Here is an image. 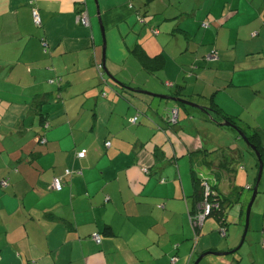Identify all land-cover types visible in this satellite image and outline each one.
I'll return each instance as SVG.
<instances>
[{
	"label": "crops",
	"instance_id": "0c3cea01",
	"mask_svg": "<svg viewBox=\"0 0 264 264\" xmlns=\"http://www.w3.org/2000/svg\"><path fill=\"white\" fill-rule=\"evenodd\" d=\"M98 3L103 49L92 0H0V181H8L7 187L0 186V264H169L175 255L174 264H193L206 252L229 253L241 240L246 200H238L230 235L228 224L223 238L215 220L205 218L194 245L197 235L187 221L192 185L179 176L177 161L188 157L190 171L201 161L194 152L232 144L240 152L235 165L245 161L233 183L252 191L256 177L244 173L251 160L240 140L231 132L222 134V126L199 109L167 100L133 97L131 103L143 112L139 115L114 95L121 87L111 77L125 87L159 95L180 85L182 98L201 107L212 99L240 125L264 129L249 119L259 110L230 92L253 78H243L250 72L247 55L264 52V0ZM33 8L40 26L33 23ZM81 12L87 13L89 25L77 23ZM238 40L256 45V50L237 51ZM135 44L150 56H166L160 75H148L131 61L129 50ZM212 51L219 59L209 62L204 56ZM57 77L60 86L48 83ZM58 87L62 102L57 103ZM44 92H51L52 100L41 108L45 116L40 119L32 102ZM174 107L179 120L170 127L166 118ZM41 134L43 144L38 143ZM218 134L228 135L224 141L229 143L219 142ZM81 149L86 155L78 159ZM67 169L72 174L56 192L52 179ZM224 183L223 191L226 179ZM260 194L251 212L258 232L249 247L230 260L223 259L229 254L209 255L214 258L205 264H264V242L263 251L256 245L264 240V190ZM107 226L113 236L103 234ZM95 233L101 235L99 244L91 238Z\"/></svg>",
	"mask_w": 264,
	"mask_h": 264
},
{
	"label": "trees",
	"instance_id": "16d2710c",
	"mask_svg": "<svg viewBox=\"0 0 264 264\" xmlns=\"http://www.w3.org/2000/svg\"><path fill=\"white\" fill-rule=\"evenodd\" d=\"M207 27H203V28H207ZM129 53H130L131 57L133 59H135L136 62L139 64L140 69L148 75L158 76L165 69L166 56L162 53H157L155 55L150 56L144 51V49L139 44H135L132 47V49L129 50ZM211 53H215L217 55L216 60L207 59V55H205L204 58L206 60H208L209 62L210 61H217L219 59L217 52L212 51ZM211 53H209V54H211ZM97 69H98V72L101 76L102 83L104 85L107 84L105 82L103 76H102V73L100 72L101 70L99 68H97ZM48 83L49 84H54V83L56 84L57 83L58 86H60V78L57 77L55 79H51V80H49ZM117 86L121 87V89L118 92L113 91L114 95L125 100L127 102L128 106L132 108V110L139 112V115H143V112L138 110V108L134 107L133 104L131 103L132 98L133 97H135V98L143 97V98L151 99L153 97H150V96H147V95H144V94L137 92L136 90L139 91L140 87H137L135 89L131 88L134 90V91H131V90L127 89L130 87H125L124 85H121V86L117 85ZM166 87L172 88L173 85L166 83ZM181 89H182V86L175 85V87L173 89L169 90L170 92L167 96L184 99V98H182L183 95H182ZM60 93H61V89L58 87V93L55 96V102H57V103L59 101H61V100H59L60 99L59 98ZM51 96H52L51 92H44V93L36 95V97L34 98V100L32 102V107L38 112L37 114H38L40 119L45 116L41 113L42 112L41 108L43 106H45L47 103H49L50 100H52ZM154 99H156V101L157 100H159V101H162V100L166 101L167 100V101L173 103L174 106H181L185 109L192 108L190 106H185L181 103H178V102H175V101H172L169 99H158V98H154ZM184 100H186V99H184ZM187 101H189V100H187ZM208 102H209V106L203 107L204 109L207 110L208 113H204V114H206L207 117H209L213 122L217 123L218 125H221L222 127H227V126H223L222 124H220V121L221 122L222 121L223 122L228 121V122L234 124L237 127V129L239 131H241L246 136L248 142L250 144H253L256 147V150L259 152L261 160L264 164V130L259 131V130L249 129L248 127L242 126L239 123H237V121H235L234 119L225 115L212 99H209ZM174 110L176 111L178 109L175 107H174V109L171 108L168 110V113H167L166 124L169 125L170 127L176 125V123L179 120L177 117L175 122L172 121ZM146 111H147V109H146ZM213 114H214V116H213ZM139 115L137 114L135 117L130 119V123L132 125L137 124ZM133 119H135L134 122H133ZM42 128H43V130L46 129L44 127H42ZM230 128L231 127H229V129ZM231 130H232L231 133L234 134V137L241 141L237 131H235L232 128H231ZM38 143L39 144L45 143V138H44L43 134H41L39 136ZM106 143H109V146H110V141H107ZM106 143L104 144L105 147H109L106 145ZM247 149L255 156V154L253 153V151L249 147H247ZM82 150L85 151V155H86V150L81 149L80 151H82ZM80 151H77V153H76V157L78 159H82L85 157L84 156V157L80 158L77 156V154ZM237 153H240V152H239V149H237L235 147L234 148L226 147V148H221V149L212 150V151L199 150V151H196L193 153L194 157H198L200 155L201 161L197 162V164H198L197 166H199L200 169L204 170L202 173L199 174L198 171L194 169L196 165L192 166L190 169L192 193L190 195V207L188 209V223H189L194 235L195 236L197 235L194 238V245L197 242L196 239L198 238L199 231H200V226L198 224V217H199V215H201L202 207H203L204 203H209L212 206H216V207L211 208V210H210V212L206 218L214 219L215 222L219 225V231H220V229H224L225 230V236H226V225L228 224V221H227L228 209H229V207L232 206L233 203L238 202V199H240L239 195L241 193V188L236 186L233 183L235 171H237V169L240 167V166L236 167V165H235V158H236L235 156ZM256 167L258 168V163H256ZM65 171H68V173H65ZM65 171H64V175L53 177V179L59 178L61 181V184H62V188L60 190H55L56 192L62 191V189L64 187V178L67 175L72 174L71 170L67 169ZM143 171L145 173H148V170L146 168ZM53 179H52V181H53ZM225 179L228 182L227 183L228 185H226L225 191H223L222 186L225 184L224 183ZM256 180H257V176L255 178V183H256ZM51 184H52V182H51ZM206 187H208V192L205 195ZM107 202H108V198L104 199V203H107ZM95 234L99 236V242L98 243L93 238V236ZM95 234H93L91 236V238L96 244H99L101 242V235L98 233H95ZM103 234L105 236H113L114 235L112 229L108 226L104 228ZM225 236H222V237L224 238ZM262 241L264 242V240H262ZM237 252L238 251L232 252V250H231L229 252L231 254H229V255H234ZM176 261H177L176 255L174 257L169 258V264H174V263H176Z\"/></svg>",
	"mask_w": 264,
	"mask_h": 264
},
{
	"label": "rangeland",
	"instance_id": "374dc122",
	"mask_svg": "<svg viewBox=\"0 0 264 264\" xmlns=\"http://www.w3.org/2000/svg\"><path fill=\"white\" fill-rule=\"evenodd\" d=\"M92 1H93V5H94V13H95L94 26H95L96 37H97L98 43L100 44L101 48L103 49L104 32H103V28H102L101 19H99L100 15L99 16L97 15L98 11L100 13L99 3H98V0H97V2L94 1V0H92ZM262 28L264 29L263 26H262ZM263 29H262V32H261L262 34H264V30ZM260 31H261L260 29H257L254 32H260ZM261 41H262V48L264 50V40L262 39ZM254 49L256 50V45H252V43H248V42H245L243 40H238V43L236 45V50L240 51V52L244 51V50H254ZM253 54H254V58L252 57V55H247V57L249 58V63L246 65V68L250 72H246L245 77L243 75L244 80L247 79L248 77H253V78H251L248 81H245V83H243L241 86L233 88L230 92L236 93V95L240 99H242L245 104H247L245 106H251V107L255 108L256 110H259V112H257L256 115H254L252 118H249V119L254 124H260V126L261 125L264 126V77H261V76H260V78L256 77V72L262 73L264 75V52H263V54H260V51H258V53H253ZM244 55H245V52H243L242 56H244ZM131 59H132L131 61H133V63L136 65V67H139V64L136 62V60L133 59V58H131ZM105 78H107V77L105 76ZM0 79H2V78H0ZM4 89L6 91H10V89H8V88H4ZM107 89L110 92V86H108ZM157 101H159V100H157ZM194 109H196V108H194ZM30 123H31V121H29L28 125H30ZM221 129H223V130H221L222 134H224V133L226 134V133L232 132L231 128L229 129V127H222ZM263 130L264 129H259V131H263ZM218 136L221 138V141H219V142H222V141L225 140V137L228 136V135H224L223 136L221 134H218ZM215 138L216 137H213L212 141H214ZM203 142H205L204 139H203ZM224 142H226L225 144H227V142L229 143V141H224ZM240 143H241V147L244 149L245 158L251 160L250 161L251 164L248 165V169L246 168L244 173H247L249 171V173L252 174L251 175L252 176L251 179L253 180V178L257 176V168H256L257 160H256V157L247 149L246 144L242 140L240 141ZM209 145H211V143H209ZM231 145H229L228 147L233 148ZM205 147L206 148L207 147L211 148L210 146H205ZM188 163H189L188 157H181L177 161L178 168L180 169L178 171V174H179V176L182 175L184 177V181H186V183H190V185H191L190 171L188 170L189 169V164ZM244 163H245V161L242 160V161H240V163L236 164V167H238V166L244 167L245 166ZM246 163H247V161H246ZM194 169L197 170L199 174L204 171L203 169H200L199 166H197V165L195 166ZM237 171H241V170H237ZM257 190H258V193L259 192L262 193L263 190H264V165H263V170H262V173H261V178H260ZM260 193H259V198L256 197L255 201L256 200L258 201L260 199V197H261ZM251 195H252V191L245 189V185H243V189L241 190V193L239 195V198L241 197L242 200L243 199L246 200V205H245V207L243 209L244 217H242V221H243L242 226H243L244 220H245L246 207L248 205V202L250 201ZM238 200H241V199H238ZM237 204H238V202L237 203H233L232 206L229 207V209H228L227 220H228V228H229L228 234L229 235L232 233L231 230L234 227L233 215H234V213L236 211L235 207H236ZM254 204H255V202H254ZM254 204H253V206L251 208V212H252L253 207H255ZM263 206H264V203H263ZM253 212H254V210H253ZM183 216H184V214H183ZM183 216L180 217L181 223H185V221H186L185 220L186 217L184 216L185 217L184 218ZM255 217L256 216L254 214L253 215H252V213L250 214L249 229H248L247 236L245 238V242H243L244 246H243V248H241L242 247L241 246L239 248V250H237L238 251L237 253H240L244 249L249 247L252 237L255 235V233L258 232L257 228H256V220H255L256 218ZM206 219L209 220L208 222L212 223V219L211 218H206ZM209 232L211 233V231H209ZM213 232L216 233L215 231H213ZM215 237H218V232H217V234H215ZM207 238H209V237H207ZM181 239H175V241L179 240V242H181ZM261 243H262V239L258 240L256 245H258L259 248L263 251V248L261 247ZM252 246L255 247V243H252ZM254 253H255V250H254ZM259 255H260L259 252L255 253V256H259ZM212 257L213 256H207L206 258H204V260L201 262V264H205L206 263L205 261L214 258V257L213 258ZM232 257H234V255H228L226 257H223V259L227 258L228 260H230V259H232ZM178 264H180V262Z\"/></svg>",
	"mask_w": 264,
	"mask_h": 264
},
{
	"label": "water",
	"instance_id": "95a60500",
	"mask_svg": "<svg viewBox=\"0 0 264 264\" xmlns=\"http://www.w3.org/2000/svg\"><path fill=\"white\" fill-rule=\"evenodd\" d=\"M96 1V0H95ZM112 81L116 84V85H119L121 86L122 84L117 81L115 78L111 77ZM131 91H134L133 89L131 88H127ZM137 92L141 93V94H144V95H147V96H150V97H153V98H158V99H169V100H172V101H175V102H178V103H181L185 106H190L192 108H196V109H199L200 111H202L203 113H208L206 109H204L203 107L193 103V102H190V101H187V100H184V99H181V98H175V97H171V96H167V95H159V94H155V93H151V92H148V91H142V90H136ZM178 110H176L177 112ZM222 125L223 126H227V127H231L232 129H234L235 131H237L238 135H239V138L246 144L247 147H249L253 153L255 154V156L257 157V161H258V173H257V180H256V183L255 185L253 186L252 188V195H251V198H250V201L248 202V205L246 207V211H245V220H244V230H243V233H242V236H241V240L239 242V244L232 250V252H235L237 250H239V248L242 246L243 242L245 241V236H246V233H247V229H248V226H249V220H250V214H251V208L255 202V199H256V195L258 193V185H259V181H260V178H261V173H262V170H263V162L261 160V157H260V154L259 152L256 150V147L253 145V144H250L246 138V136L237 129V127L228 122V121H224L222 122ZM227 254H230V253H220V252H206L202 255H200L193 264H199L203 258H205L206 256H209V255H215V256H224V255H227Z\"/></svg>",
	"mask_w": 264,
	"mask_h": 264
},
{
	"label": "built area",
	"instance_id": "2783aa9c",
	"mask_svg": "<svg viewBox=\"0 0 264 264\" xmlns=\"http://www.w3.org/2000/svg\"><path fill=\"white\" fill-rule=\"evenodd\" d=\"M32 18H33V22L36 26H40L41 25V19L38 15V12L35 8L32 9ZM76 21L77 23H80L82 25H89V19H88V15L86 12H81L77 15V18H76ZM203 27H207L208 24L207 23H203L202 24ZM207 59H211V60H216L217 59V55L215 53H211L209 55H207ZM177 118V112L174 110L173 111V117H172V121L175 122ZM135 121V119H133V122ZM107 146H109V143H106ZM78 157L82 158L85 156V151L82 150L80 151L78 154H77ZM65 173H68V171H65ZM8 185V181L6 179H2L0 181V186L1 187H7ZM51 188L53 190H60L62 188V184H61V181L59 178H54L53 181H52V184H51ZM208 192V187H206L205 189V195L207 194ZM212 207H216V206H212L211 204L209 203H204L203 204V207H202V212H201V215H199L198 217V224L199 226L201 225V223L203 222V220L207 217V215L209 214L210 210ZM220 233H221V236H225V230L224 229H220ZM94 240L98 243L99 242V236L98 235H94L93 236Z\"/></svg>",
	"mask_w": 264,
	"mask_h": 264
}]
</instances>
